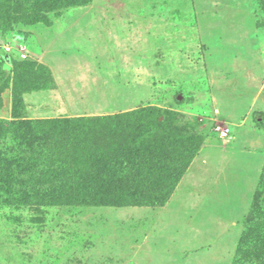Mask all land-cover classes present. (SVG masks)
Returning <instances> with one entry per match:
<instances>
[{
  "label": "rangeland",
  "instance_id": "rangeland-1",
  "mask_svg": "<svg viewBox=\"0 0 264 264\" xmlns=\"http://www.w3.org/2000/svg\"><path fill=\"white\" fill-rule=\"evenodd\" d=\"M39 1L8 10L47 21L0 31V123L149 108L198 151L161 207L67 204L34 177L47 162L36 179L0 174V264H264V0ZM17 62L44 71L28 83Z\"/></svg>",
  "mask_w": 264,
  "mask_h": 264
},
{
  "label": "trees",
  "instance_id": "trees-1",
  "mask_svg": "<svg viewBox=\"0 0 264 264\" xmlns=\"http://www.w3.org/2000/svg\"><path fill=\"white\" fill-rule=\"evenodd\" d=\"M11 1L5 4L0 0L1 32L12 21L35 24L48 20L47 14L40 12L9 11ZM27 5L41 4L39 0L22 3ZM7 13H13L12 18ZM5 61L0 56V82L5 77ZM15 64V75L28 83L44 71L35 62ZM163 115L166 119L162 122ZM177 117L141 108L104 117L3 121L0 126L7 124L12 129L20 151L11 157L9 166L7 158L0 156V174L13 177L10 179L16 183L19 178H33L35 169L47 162L50 169L43 168L44 174L34 177L59 184L67 204L88 203L93 211L109 206L161 207L198 151L192 144L187 147L189 136L174 133ZM158 129L162 135L157 134ZM29 190L26 198L31 197ZM260 254L261 250L257 256Z\"/></svg>",
  "mask_w": 264,
  "mask_h": 264
},
{
  "label": "built area",
  "instance_id": "built-area-1",
  "mask_svg": "<svg viewBox=\"0 0 264 264\" xmlns=\"http://www.w3.org/2000/svg\"><path fill=\"white\" fill-rule=\"evenodd\" d=\"M216 131L219 132V137L220 138H225L229 134V130L226 128L225 130H221L219 127L216 128Z\"/></svg>",
  "mask_w": 264,
  "mask_h": 264
},
{
  "label": "crops",
  "instance_id": "crops-1",
  "mask_svg": "<svg viewBox=\"0 0 264 264\" xmlns=\"http://www.w3.org/2000/svg\"><path fill=\"white\" fill-rule=\"evenodd\" d=\"M100 209H101V208H100ZM100 209H96L95 211H98V212H99V211H103L102 209H101V210H100ZM104 209H105V208H104ZM142 210H143V209H142ZM104 211H105V213H107V210H104ZM104 211H103V212H104ZM98 212H97V213H98ZM110 212H111V211H110Z\"/></svg>",
  "mask_w": 264,
  "mask_h": 264
}]
</instances>
